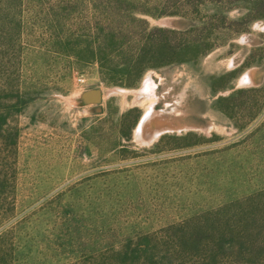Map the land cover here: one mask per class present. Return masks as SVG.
Returning <instances> with one entry per match:
<instances>
[{
	"label": "rangeland",
	"instance_id": "obj_1",
	"mask_svg": "<svg viewBox=\"0 0 264 264\" xmlns=\"http://www.w3.org/2000/svg\"><path fill=\"white\" fill-rule=\"evenodd\" d=\"M92 2L0 0V264H264V0L202 60L141 79L68 50ZM134 2L151 26H189L178 1ZM149 77L141 100L110 91ZM150 104L188 129L139 142Z\"/></svg>",
	"mask_w": 264,
	"mask_h": 264
},
{
	"label": "trees",
	"instance_id": "obj_2",
	"mask_svg": "<svg viewBox=\"0 0 264 264\" xmlns=\"http://www.w3.org/2000/svg\"><path fill=\"white\" fill-rule=\"evenodd\" d=\"M134 1L106 0L104 3L103 0H93L94 16L79 24L76 38L65 44L77 61L98 63L102 75L107 77L137 76L140 79L151 69L200 61L239 34L241 30L233 29V26L241 19L231 18L229 14L236 8L243 11L249 2L175 0L178 1L175 13L186 10L182 16L189 21V26L180 30L151 26L146 19L137 16L142 10ZM217 29L222 30L221 35L216 33ZM174 37L177 40L173 42ZM29 93L27 90L17 91L2 112L4 122L8 118L6 113L12 109L14 112L21 111L18 110L20 104L25 106L30 101L25 97ZM234 95L235 92L227 99H232Z\"/></svg>",
	"mask_w": 264,
	"mask_h": 264
},
{
	"label": "bare ground",
	"instance_id": "obj_3",
	"mask_svg": "<svg viewBox=\"0 0 264 264\" xmlns=\"http://www.w3.org/2000/svg\"><path fill=\"white\" fill-rule=\"evenodd\" d=\"M253 80H255L254 70L247 71L240 78L239 85H249ZM150 81V77L147 78L143 83L141 89L139 88L137 90H128L118 87L110 91H112L113 93H121V95H124V97L132 93L135 95V99L141 100L142 97H144V95L150 90ZM159 111L160 110H157L153 104H150L149 107L145 110L143 116L140 118L138 125L135 128L134 135L136 139L139 140V142L146 143L152 140L156 141V139L165 132L167 133L171 130L179 131L182 129H188L189 124L182 122L178 123V121L174 122V118L172 117L171 113H168L166 111Z\"/></svg>",
	"mask_w": 264,
	"mask_h": 264
},
{
	"label": "water",
	"instance_id": "obj_4",
	"mask_svg": "<svg viewBox=\"0 0 264 264\" xmlns=\"http://www.w3.org/2000/svg\"><path fill=\"white\" fill-rule=\"evenodd\" d=\"M175 21H176L175 19H163V20L156 21V24H158L161 27L175 28L176 26Z\"/></svg>",
	"mask_w": 264,
	"mask_h": 264
}]
</instances>
